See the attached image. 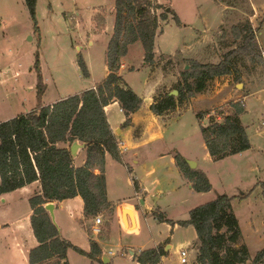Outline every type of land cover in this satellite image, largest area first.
Listing matches in <instances>:
<instances>
[{"label": "rangeland", "instance_id": "rangeland-1", "mask_svg": "<svg viewBox=\"0 0 264 264\" xmlns=\"http://www.w3.org/2000/svg\"><path fill=\"white\" fill-rule=\"evenodd\" d=\"M115 1L38 0L36 29L25 0H0V119L38 105V76L34 68L37 51L47 87L42 98L46 105L76 95L105 78L107 46L116 24ZM153 6L157 15L173 9L167 20L159 19L154 64L145 63L140 42L129 47L130 64L125 56L121 59V67L122 63L125 68L135 66L126 80L143 98L140 115L144 119L153 114L149 103L159 94L176 89L182 72L190 70L194 60L218 63L225 52L234 48L235 25L250 21L257 42L264 44V0H154ZM80 54L88 64V77L79 68ZM239 60L241 82H237L235 75L210 81L204 92L167 113L162 137L140 149L125 151L132 172L109 157V196L113 201L124 195L134 196L133 178L146 191L139 199L135 198L141 205L136 232L125 231L114 212L103 210L98 214L102 218L101 233L96 235L95 216L87 221L79 200L72 198L59 207L57 221L63 237L85 251L91 250L94 237L104 249L101 258L92 259L71 246L67 255L69 264H137L130 251L138 254L142 247L152 248L164 241L173 246L158 264H182L178 250L183 248L189 252L188 264H198L195 227L161 222L153 211H161L174 221L185 220L193 208L213 201L218 195L232 197L242 230L240 244L247 245L251 257L264 247V65L247 57L240 56ZM236 101L245 102L246 111L241 119L252 146L239 154L214 160L205 145L201 125H208L210 118L220 120L232 113L231 106ZM113 109L111 115L122 119L124 114L119 108ZM200 112L206 113L201 120L197 115ZM123 128L122 138L142 130ZM163 149V154L157 152ZM176 151L186 161L198 163L212 184L211 190L196 191L190 186L172 161ZM80 160L79 157L77 162ZM30 207V201L23 199L16 208L1 209L0 218H14L19 213L24 216ZM108 229V238L99 239ZM15 256L18 264H26L20 253L15 252Z\"/></svg>", "mask_w": 264, "mask_h": 264}, {"label": "trees", "instance_id": "trees-1", "mask_svg": "<svg viewBox=\"0 0 264 264\" xmlns=\"http://www.w3.org/2000/svg\"><path fill=\"white\" fill-rule=\"evenodd\" d=\"M25 2L38 29V0ZM153 3L154 0L115 1L116 24L106 56L108 74L96 87L44 105L42 98L47 87L37 51L34 68L38 76V105L30 112L0 122V196L34 182L40 186V190L35 191L29 199L33 210L31 225L38 241V245L29 252V264H69L67 255L71 246L92 259L102 254L100 245L94 240L91 250L87 252L62 237L45 205L81 196L87 217H96L103 210L113 214L114 209L107 197L106 157L110 154L122 162V153L105 107L118 101L126 116V126L132 123V115L143 104V98L119 71L122 57L127 55L130 45L138 42L144 48L145 63L154 64L159 19L167 20L173 9L168 8L157 15ZM174 18L178 24L181 23L176 14ZM232 32L234 48L225 52L218 63L194 60L191 69L183 71L182 78L176 84L178 95L166 92L156 96L150 105L153 113L163 115L176 110L196 94L204 92L208 83L218 77L235 75L237 82H241L240 56L264 65L251 22L247 20L235 25ZM77 62L82 75L90 76L82 54ZM231 107L233 112L224 118H210L208 125H201L207 150L214 160L239 154L252 146L241 119L246 111L245 103L236 101ZM205 114L200 112L197 115L201 120ZM75 140L87 144V158L80 166L74 164L70 151ZM175 162L196 191L211 190L212 184L204 171L192 169L180 153L175 154ZM96 169L99 170L98 174H95ZM134 186L139 190L136 179ZM153 215L161 222L195 227L198 264L264 263V247L252 258L247 245L240 244L242 230L232 207V197L228 195H218L213 201L193 208L185 220L174 221L161 211H154ZM104 237L105 234L101 238ZM165 254L164 244H160L140 250L132 257L139 264H158Z\"/></svg>", "mask_w": 264, "mask_h": 264}, {"label": "crops", "instance_id": "crops-1", "mask_svg": "<svg viewBox=\"0 0 264 264\" xmlns=\"http://www.w3.org/2000/svg\"><path fill=\"white\" fill-rule=\"evenodd\" d=\"M133 46H134V44H133ZM125 61L127 63H129V61H130L129 57H127V55L125 56ZM131 66L132 65H128V67L125 68L126 64L122 63L120 73L125 80H126L127 74H129V72L135 68V66H132V68H131ZM100 82H95L93 85H89L85 89L96 87V85ZM126 82H127V80H126ZM85 89H83V90H85ZM42 103L44 105L47 104L45 102H42ZM151 103H152V101L149 104H151ZM114 107L119 108L120 112H122L124 114V112L122 111V108H121L118 101H114V102L110 103L109 105H107L105 107V111H106L109 123H110V125H111V127H112V129L116 135L117 140H120L123 142L124 148L121 149L122 162L116 160L110 154H107L106 167H105L107 197H108V200L112 204V208L114 209V213H115L114 217H115V219L118 220V222L120 223V226L123 229H125V231L136 232L139 228V219H140L139 209H140L141 205L135 201V198L139 199L141 194H143V191H145V190H144V188L141 187L139 181L136 179V181L139 184V190H136V188H135L134 196L124 195L121 197H117V199H116L117 201H113V199H111L109 196V194H110L109 193V191H110V185H109L110 174L108 172V165H109V161H110L109 157H112L113 159H115V161L121 167H123L124 170H126L128 172L129 171L132 172L133 167L125 159V151H131L133 149H140L141 147H144V146L152 143L155 139L162 137L164 119H166V117H168V114L156 115L153 113L152 115H148L144 119L140 115V111H141V108H140L137 112H135L132 115V123L129 125H126V126H129L134 130H136L137 128H140V129H142L141 132L135 134V131H134V133L128 134L124 138H122V134L125 130V128H123V127L125 126L124 123H125L126 117H124L125 114L123 115L122 119H118L117 117L112 116L111 114H112V111L114 112V109H113ZM33 108L29 109L28 111H26L24 113L32 111ZM19 114H21V113H19ZM18 115H10V116L4 117L3 119H0V122L14 118ZM157 152L159 154H163L165 152V150L163 149V150H160ZM176 153H178V152L176 151L172 156V161L175 164H176V162H175V154ZM86 155H87V147L81 148L78 155L76 157H74V164L76 166L82 165L86 161ZM79 157L81 160H80V162H77ZM177 168L180 171V173L183 175V173L181 172L178 165H177ZM118 169H121V168H118ZM195 169H200V168H198V163H197V167ZM200 170H202V169H200ZM98 173H99V170L96 169L95 174H98ZM121 175H122V180L124 181V178H123L124 177V171L123 170H122ZM134 179L135 178H133V182H134ZM186 180L188 181V183L192 187V183L187 178H186ZM39 190H40V186H39L38 182H34L30 185L24 186V187L19 188L15 191L1 195L0 196V210L5 209L7 207H13V208L18 207L21 200H23V199L29 200L30 197L34 194V191H39ZM71 199L72 198L65 199L63 201H54L55 206H56L55 207L56 221H57V210L59 209V207H64L65 203ZM73 199L80 201L81 205L83 206L82 209H83L84 216H85L86 220L88 221V219H87L88 217L85 215V212H84V200H83V198L81 196H76ZM124 208L130 209L133 212L134 222H135V224L133 226H132L131 218L128 214H125V216L127 218V222L123 221L122 216H123V209ZM32 212H33V210L30 207V209L25 213L24 216L21 215V213H19L18 215H15L14 218H10V217L9 218L8 217L0 218V264H18L16 262L17 257L15 256V252L20 253L23 256V258L26 259V261H27L26 264H29V252L33 247L38 245L37 238L34 235L33 228L31 225ZM57 224L59 226L58 221H57ZM94 225H95V218H94ZM84 226L86 228L88 235H90L89 230L87 228V224L84 223ZM59 228H60V235L63 237L62 232H61V227L59 226ZM108 235H109V229H108V233L105 234V237L104 238L100 237L99 239H102V240L107 239ZM196 238H197V232H196ZM92 240H94L98 243L97 239H95L94 237L91 239V241ZM160 244H164V248L166 251L168 249H171L173 246V244H171L170 241L160 242V243L156 244L155 246H158ZM100 247L104 252L103 247L101 245H100ZM144 249H146V247H142V249H140V250H144ZM87 252H89V251H87ZM178 252H179V250H178ZM130 254H131V251H130ZM101 256L102 255H100L98 257V259L101 258ZM131 256H132V254H131ZM163 258H164V256L161 259V263L163 261ZM106 259L107 258H105V261L109 262V259H107V260ZM137 264H139V263L137 262Z\"/></svg>", "mask_w": 264, "mask_h": 264}, {"label": "water", "instance_id": "water-1", "mask_svg": "<svg viewBox=\"0 0 264 264\" xmlns=\"http://www.w3.org/2000/svg\"><path fill=\"white\" fill-rule=\"evenodd\" d=\"M237 85H238V86H242L243 83H238ZM178 93H179V92H178L177 89H174V90H172V91L170 92V94H173V95H178ZM118 131H119V130H118ZM86 146H87L86 143H84V142H80V141H78V140H75V141L71 144V146H70V151H71L73 157H76V156L78 155L80 149H81V148H84V147H86ZM187 163L189 164V166H190L192 169H195V168L197 167V163H196L195 161H193V160H187ZM55 207H56V206H55V203H54V202H49V203H47V204L45 205V209L49 212L50 217H51L53 223L57 226L58 231H59V233H60V228H59V226H58V224H57L56 216H55ZM125 214H128V215L130 216V218H131V222H132V226H133V225L135 224V222H134L133 212H132L130 209H127V208H124V209H123V216H122V217H123V221H124V222H127V218H126ZM131 254L134 255V252L131 251ZM106 260H107V259H106Z\"/></svg>", "mask_w": 264, "mask_h": 264}, {"label": "built area", "instance_id": "built-area-1", "mask_svg": "<svg viewBox=\"0 0 264 264\" xmlns=\"http://www.w3.org/2000/svg\"><path fill=\"white\" fill-rule=\"evenodd\" d=\"M258 47H259V53H260L262 59L264 60V44L258 43ZM262 126H263V129H264V122H263V125ZM117 144H118V147H119V149L121 151V149L124 148L123 142L118 141ZM101 225H102V218H101L100 215H97L95 217V225L93 226V232H94V234L98 235V234L101 233ZM179 254H180V261H181V263L182 264H188V261H189V258H188V256H189L188 249L183 248V249L179 250Z\"/></svg>", "mask_w": 264, "mask_h": 264}]
</instances>
